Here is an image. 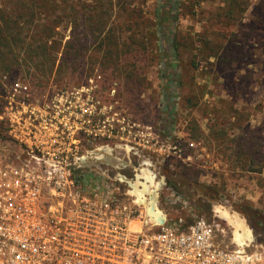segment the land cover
Listing matches in <instances>:
<instances>
[{
	"label": "trees",
	"instance_id": "obj_1",
	"mask_svg": "<svg viewBox=\"0 0 264 264\" xmlns=\"http://www.w3.org/2000/svg\"><path fill=\"white\" fill-rule=\"evenodd\" d=\"M146 1L0 0V89L20 75L27 84L31 79L44 83L50 78L67 80L88 64L102 78L97 91L108 83L106 72L116 71L114 78L122 74L120 83L127 94L140 95L146 84V69L161 64L156 72L158 86L169 108L170 93L183 84L184 68L190 76L184 107L192 110L201 105L205 94L214 95L208 88L211 84L220 89L215 95L221 97L219 106L210 110L216 122L208 128L213 134L219 125L217 134L233 142L235 167L261 172L264 153L257 157L258 148L247 143L254 129L248 122L241 124L244 114L235 104L238 98L251 96L256 87L264 86V0H192L189 12L184 11L185 0H155L147 26L151 29L145 32L133 17ZM210 1L217 6L206 12L204 23L200 22L202 31L193 32L191 41L181 40L176 29L180 28V16L204 14L203 3ZM116 88L120 89L117 83ZM223 95H228L231 103ZM159 119L170 121L162 126L164 132L169 131L172 120ZM191 122L192 130L199 128L194 119ZM229 128L237 130L232 138L227 136ZM5 140L0 134V141ZM166 185L174 188L170 180ZM260 242L264 243V235Z\"/></svg>",
	"mask_w": 264,
	"mask_h": 264
},
{
	"label": "rangeland",
	"instance_id": "obj_2",
	"mask_svg": "<svg viewBox=\"0 0 264 264\" xmlns=\"http://www.w3.org/2000/svg\"><path fill=\"white\" fill-rule=\"evenodd\" d=\"M155 3V0H147L133 17L145 32L151 29L147 26ZM185 3L184 11H191L192 0H185ZM214 6L217 2L203 3L204 14L180 16V28L176 29L181 40L191 41L193 32L202 31L200 22L204 23L206 12ZM81 68L72 72L67 80L50 78L44 83L31 79L27 84L22 81L26 78L20 75L3 84V90L0 89V120L3 121L0 122V134L8 140L77 138L83 145L89 143L90 148L102 144L122 163H131L134 168L149 166L164 175L166 184L167 180L173 182L171 190L180 195L184 204L181 207V201L166 198L169 191H163L159 205L169 215L179 213L186 221L204 218L213 226L216 241L225 247L235 248L233 231L241 224H245L254 240L260 242L264 235V169L248 172L235 167V156L231 151L233 142L217 134L219 125L215 128L216 133L210 132L208 125L216 122V116L210 110L219 106L221 97L215 95L220 89L211 84L208 88L214 95L205 94L201 105L192 110L185 108L184 97L190 91V76L183 68V84L172 89L168 101L171 106L166 108L156 74L162 68L161 64L146 69L145 88L140 95L134 93L133 96L122 88V74L121 78H114L116 71L114 74L106 72L104 78L108 83L104 90L93 91L102 84V78L96 71L92 72L88 64ZM18 78L28 85L27 90L15 89L14 82H20ZM116 83L120 86L119 93ZM263 87H256L251 96L238 98L235 104L244 114L241 124L248 122L254 129L253 138L246 141L258 148L257 157L264 153ZM222 98L231 103L228 95ZM217 117V121H221L222 118ZM159 118L172 120L169 131L164 132L162 126H167L170 121L164 123ZM193 119L199 125L195 130H192ZM235 130L229 128L227 136L232 138ZM189 142L194 146H189Z\"/></svg>",
	"mask_w": 264,
	"mask_h": 264
},
{
	"label": "built area",
	"instance_id": "obj_3",
	"mask_svg": "<svg viewBox=\"0 0 264 264\" xmlns=\"http://www.w3.org/2000/svg\"><path fill=\"white\" fill-rule=\"evenodd\" d=\"M88 144L0 141V264H264L248 228L235 248L220 245L204 218L160 207L165 190L184 204L164 175Z\"/></svg>",
	"mask_w": 264,
	"mask_h": 264
},
{
	"label": "bare ground",
	"instance_id": "obj_4",
	"mask_svg": "<svg viewBox=\"0 0 264 264\" xmlns=\"http://www.w3.org/2000/svg\"><path fill=\"white\" fill-rule=\"evenodd\" d=\"M240 230H242L243 233L248 231L246 225L245 224H243V225L241 224V227H239L238 229H235V231H233V235L235 237V240H241L240 239V234H239Z\"/></svg>",
	"mask_w": 264,
	"mask_h": 264
}]
</instances>
